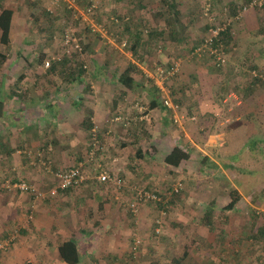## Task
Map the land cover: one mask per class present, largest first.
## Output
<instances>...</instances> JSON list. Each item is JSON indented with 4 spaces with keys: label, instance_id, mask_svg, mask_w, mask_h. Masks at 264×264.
Wrapping results in <instances>:
<instances>
[{
    "label": "rangeland",
    "instance_id": "obj_1",
    "mask_svg": "<svg viewBox=\"0 0 264 264\" xmlns=\"http://www.w3.org/2000/svg\"><path fill=\"white\" fill-rule=\"evenodd\" d=\"M209 1H203L202 7ZM176 2L181 4L182 12L178 11L182 21L175 19L172 6H165L170 0H100L95 19L104 23L110 33L118 35L116 43L126 40V46L121 47L87 31L76 16L77 10L74 16L53 0H11L10 6L16 7V14L7 42L0 41L1 202L35 200L37 197L33 194L11 185L23 181L45 193L56 185L57 171L81 165L85 174L81 186L91 183L100 186L102 191L114 189L120 195L113 193V201H129L125 211L131 212L130 203L135 201L137 190L159 196L158 201H141L144 205H139V210L149 207L153 211L148 215L150 237L160 238L165 232L187 237L193 228L209 237L215 235L218 240L227 220L223 214L225 208H215L210 203L215 190L220 197H229L230 202L244 205L240 209L247 227L245 239L264 251V80L258 77L261 80L253 88L255 93L249 87L257 78L252 75L253 71L264 76V31L260 27L256 32L243 27L237 30L235 26H242L241 23L230 20L229 39L222 41L228 61L218 68L209 58L190 56L191 49L208 28V22L206 27L198 17L190 21L199 12L204 17L201 2L189 15L187 26L183 24L187 2ZM241 2L240 11L243 6L254 8L259 13L260 26H264V0ZM218 12L215 14L219 21L229 17L221 18L222 13H229L224 4L219 5ZM149 14L164 20L165 28L162 21V29L156 30L151 22L145 23ZM116 15L129 17L130 23L135 17L132 30L142 29L136 53L128 47L133 39L126 30L127 24L121 22L115 31L109 20ZM241 18L240 15L236 20ZM68 26L82 45L81 54L62 45L63 28ZM182 29L187 33L179 36L185 39L183 42L180 38L178 44L166 42L175 41L173 37ZM200 31L201 37L197 40ZM252 45L258 53L254 54V60L245 55L248 52L245 49ZM56 56L61 59L44 65L46 59ZM236 58L239 60L234 62ZM173 60H179L178 73L163 80V91H154L155 79L159 78L156 66H168ZM75 64L83 66L85 72L68 81L70 67ZM128 65L134 66L130 75L142 88L134 86L131 90L117 82L118 75ZM157 94L160 100L164 95L169 96L179 106L176 113L184 116L180 124L172 121L173 111L159 109L162 103L155 113L150 112V100ZM194 99L199 104L189 105ZM28 104L33 105L32 110ZM209 105H215L217 110L210 111ZM94 106H99L101 115H94L91 109ZM101 121L106 124L104 132L100 130ZM235 125L236 130L221 135L218 144L214 143L215 134ZM246 135L249 140L243 144ZM174 147L188 155L178 166L165 159ZM203 158L215 166L205 167ZM101 169L109 172L116 182L101 185L91 182L89 176L94 177ZM177 183L180 187L175 192ZM54 197L38 199L53 201ZM184 202L187 203L184 205ZM193 202H196L193 209L185 207L188 203L191 207ZM137 213L133 215L135 220L140 212ZM178 213L184 219L191 216L193 219L182 224L175 220ZM5 238L3 235L0 243ZM204 246L201 241L197 248L204 250Z\"/></svg>",
    "mask_w": 264,
    "mask_h": 264
},
{
    "label": "crops",
    "instance_id": "obj_2",
    "mask_svg": "<svg viewBox=\"0 0 264 264\" xmlns=\"http://www.w3.org/2000/svg\"><path fill=\"white\" fill-rule=\"evenodd\" d=\"M176 1L183 3V0H170L171 3H166L165 6H172L175 9V15L173 16H175V19L182 21L181 16H179V11L180 13L182 12L180 9L181 4L177 5L178 2ZM185 1L187 2L185 3L187 14L185 15L186 20L183 24L187 26L189 15L192 14V11L194 12V8L197 10L199 2H201L202 7L206 0ZM210 1L208 4L216 12H218L220 4L228 7L229 13H222L221 18L229 16L226 20H233L234 24L240 22L242 26H235L237 30L243 27L256 32L260 27L259 20L257 19V17L259 18V13L256 14V10L251 7H245L246 9L241 11L242 20L233 19L241 9V0ZM242 1L244 2L245 0ZM10 5L11 0H3L0 7L12 10V26L16 7ZM231 9L234 11L232 12ZM201 16L200 12L196 13V16L191 17L190 21L192 18L198 17L203 21L202 24L205 23L206 25L208 21H204L203 19L207 18L204 15V17ZM134 18H131L132 23L126 25L127 31H133L132 26L136 25ZM147 21L149 24L151 22V26L155 30L157 28L162 29L160 22L162 19L155 18L154 14L146 16L144 22L146 23ZM162 22L164 27V20ZM156 25L159 27H155ZM189 25L191 24L189 23ZM185 31L186 29L184 31L182 29L179 34L176 32L177 35L173 37L175 41L167 40L166 42L178 44L179 38V41L183 42L185 39L179 36L181 33L187 36ZM200 33L201 31L198 37H196L197 40H200ZM175 46L178 49V45ZM245 51H248L245 55H248L247 57L253 60L254 54L258 55L253 45L250 48L247 47ZM250 52L253 53V56ZM246 58L245 60H247ZM236 60H239V58H236L234 62ZM131 62H133L132 59ZM42 96L45 97L46 95L43 94ZM180 100L182 104L185 103L182 98ZM159 101L161 103L160 99ZM196 103L199 104V101L194 99L189 102V105L196 106ZM28 106L32 110L33 105L28 104ZM91 109L94 110L95 116L102 114L99 106L91 107ZM155 109L158 108H150L149 110L155 113L157 111ZM159 109L171 112L170 109L163 108V106ZM209 110L216 111L217 108L215 105H209ZM158 111L161 113L160 110ZM100 126V130L104 132L106 124L101 121ZM234 129H237L236 125L231 126L228 130L225 129L224 132L221 131L223 134L221 132L215 134L214 136L217 138L213 139L214 143L218 144V139H222L221 135L226 136V134L232 132ZM248 140V136L246 135L243 144H247ZM219 144L222 143L220 142ZM246 146L249 148L250 144ZM89 179L91 182H96L100 185L104 184L97 182L95 177L89 176ZM97 186L88 183L76 188L58 190L53 201H44L38 199V197L31 201L25 200L22 203L1 202L0 200V238L3 235L6 236L2 240L3 242L14 236L9 248L7 250H0V264H68L61 259L58 251L60 244L67 240H73L76 244L79 257L77 264H178L176 261L180 264H264V252L260 251L256 244H251L245 239L247 227L245 218L242 215L244 213L240 209L244 205L238 206L236 201L231 208H227L226 205L230 202L229 197H223L225 199L223 201V198L218 195V191L214 190L210 203L211 205H215V208L224 207L223 214L225 215V220H227V223L223 226L224 230L222 234L218 236V240L215 239V235L209 237L195 232L193 228L187 237H182V235L172 232H165L160 238H157L150 237L148 233V215L152 214L153 211L149 207L139 210L140 206L144 205V202L138 204L139 211L137 212L140 213L139 216H136L135 220L133 215L136 213L132 214L125 211V208H129V201H113V193L117 195L119 194L118 192L114 189L102 191L101 187ZM235 188L239 189L237 186ZM121 197L126 198V195H122ZM114 198H117V196H114ZM245 200L248 201L246 198ZM186 203L184 202V205ZM194 204L196 205V202L191 203L190 207L188 203L185 207L193 209L194 206L192 205ZM127 215L131 216V219ZM191 215H194L192 211ZM192 216L189 218L193 219ZM189 218L184 219L178 213L175 220L181 221L182 224H187ZM137 239L138 241L140 240V245L136 244ZM201 241L206 244L204 250L197 248ZM133 246L135 250H132Z\"/></svg>",
    "mask_w": 264,
    "mask_h": 264
},
{
    "label": "built area",
    "instance_id": "obj_3",
    "mask_svg": "<svg viewBox=\"0 0 264 264\" xmlns=\"http://www.w3.org/2000/svg\"><path fill=\"white\" fill-rule=\"evenodd\" d=\"M3 0H0V4ZM56 4H62L65 9L72 12V14L75 16V13L78 18H80L87 27L90 30L91 33H94L101 38L105 39L106 41L113 43L114 45L117 43L121 47L126 46V40L120 39L117 43L116 38L118 37L117 34L109 32V29L106 27V25L102 22H99L95 19V15L97 10L100 6V0H53ZM82 5L81 8H78V5ZM245 7H243V10ZM77 10V11H76ZM211 5L206 4L203 7V15L207 18L208 21V28L205 35L202 37L200 42L193 46L190 52V56L192 58H202L206 57L209 58L212 62V64L215 67H223L227 61V53L225 46L223 45L221 34L223 32H226L229 30V27L231 26L230 20H223L219 21L217 17L211 12ZM240 13V14H239ZM241 15V11L237 13V15L233 18L234 20L238 19ZM128 17H122L119 18L118 16H110L109 20L112 24H114L116 30L118 31V27H120V23L127 21ZM146 32V30H145ZM108 35H113L112 38ZM62 45L66 49H71L73 51H76L78 54H81L82 51V45L79 42L78 38L74 36V32L72 31L71 27H65L63 28V34H62ZM158 47H160L158 45ZM59 56L51 57L50 60L46 59L44 61L45 66H49L50 62L52 60H59ZM179 60H173L168 66L162 67L161 65H157L155 70L156 74L158 75V79L156 80L157 87L163 91V87L161 86L163 83V80L172 78L175 76L179 71ZM252 75L254 77H260L264 80V76L257 74L255 71L252 72ZM161 80V81H160ZM162 106L170 109L173 111L172 115V121L176 124H180L182 120L184 119L183 114L177 115L176 111L178 110V105L174 104L169 96L164 95L161 98ZM188 119H195V117H189ZM56 185L52 188H49L45 193L39 192L32 188L29 184L23 181L15 182L11 186L13 188H16L20 190L21 192H27L33 194L35 197L40 196H55L58 192V190H67L69 188H76L81 186V184L85 181V174L81 170V165L79 167H71L65 170L57 171L56 174ZM95 180L99 183H108V182H116L114 178L110 175L109 172L106 170L101 169L95 176ZM177 187H174L173 190L177 192L180 187V183L176 184ZM160 198L159 196L154 192H148L145 190H137L135 195V201L130 203V211L132 213H136L138 211V204L141 201H158ZM156 232H158V229H156ZM14 236L10 237L9 239L3 241L0 243V250H7L12 242V239ZM138 241H136V244ZM264 252V251H263Z\"/></svg>",
    "mask_w": 264,
    "mask_h": 264
},
{
    "label": "trees",
    "instance_id": "obj_4",
    "mask_svg": "<svg viewBox=\"0 0 264 264\" xmlns=\"http://www.w3.org/2000/svg\"><path fill=\"white\" fill-rule=\"evenodd\" d=\"M231 11L233 12L234 10L231 9ZM211 12L215 15V17H217V15L215 14V10L212 9ZM116 16H118V15H116ZM119 18H122V16H120ZM11 21H12V10L0 7V41L3 44L7 42V38H8V35L10 33V29H11ZM124 22L126 24H130L129 19L127 21H124ZM85 28L87 29V31L90 32L88 27L85 26ZM260 28H261L262 31H264V26H260ZM141 31H142V29L141 30L138 29L137 31H132L131 32L132 39H133L132 41L133 42L131 41V43L129 44L128 47H129V49H130V51L132 53L135 52L137 47H139V41L141 40V37H142L141 34H140ZM229 36H230V34H229L228 30L226 32H223L221 34L222 41L223 42H227L228 39H229ZM84 48L86 50L88 48V46L85 45ZM64 60H68V59H64ZM95 62L96 61L94 60V63ZM133 67L134 66H132V65H128L127 68L123 72H121L118 75V77H117V82L119 84H121L123 87H126V88L131 89V90L133 89L134 86L141 87V88L143 86L142 84L136 83L134 81V78L130 75V70ZM84 70H85V68L83 66L79 65V64H77V65L75 64L72 67H70V70H69V73H68V76L70 78H69L68 81H72V80H74L77 77H81V74L83 72H85ZM260 80L261 79H259L257 77L255 80H253V82L250 83V85H249L250 92L254 91L253 88L258 84V81L260 82ZM153 89L156 92H158L160 90L159 88H157V86H154V85H153ZM177 91H181V89L177 88ZM181 93H182V91H181ZM216 95H217V98L221 97L220 94H215V96ZM155 97L151 98V100H150V103H149V107L150 108H156V107L160 106V101H159L158 94ZM0 146H2V139L1 138H0ZM6 152L8 153L9 150H7ZM187 158H188V155L185 152L181 151L180 148H178V147H174L173 150L165 157L166 162L171 164V165H173V166H178V164L180 163L181 160H184V159H187ZM204 160H206V159L203 158V160L201 162H202L203 165H205V167H207L208 164L211 166V168L213 166H215L211 161H204ZM234 203L235 202L232 200L231 202H229L226 205V207L227 208H231ZM58 251H59V255H60L61 259L64 262H66L68 264H77L78 263V260H79L78 251H77L76 244L74 243L73 240H67V241L62 242L60 244V246L58 247ZM176 262L178 264H180L178 261H176Z\"/></svg>",
    "mask_w": 264,
    "mask_h": 264
}]
</instances>
